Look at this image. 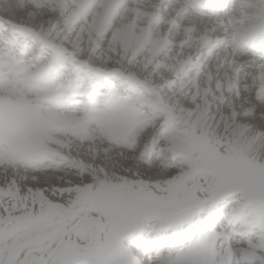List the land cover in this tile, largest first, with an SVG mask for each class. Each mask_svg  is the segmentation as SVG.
I'll return each instance as SVG.
<instances>
[{"label": "snow or ice", "instance_id": "6c2138e0", "mask_svg": "<svg viewBox=\"0 0 264 264\" xmlns=\"http://www.w3.org/2000/svg\"><path fill=\"white\" fill-rule=\"evenodd\" d=\"M220 6L0 0V264H264V0Z\"/></svg>", "mask_w": 264, "mask_h": 264}, {"label": "rangeland", "instance_id": "374dc122", "mask_svg": "<svg viewBox=\"0 0 264 264\" xmlns=\"http://www.w3.org/2000/svg\"><path fill=\"white\" fill-rule=\"evenodd\" d=\"M223 1V0H222ZM222 1H219V2H221V4L223 3ZM225 2L226 1H229L230 2V0H224ZM226 3H228V2H226ZM220 4V3H219ZM224 4H222V6H223ZM221 6V7H222ZM220 8V7H219ZM219 8H217V9H219ZM125 40H128L129 39V36L126 34V35H124V37H123Z\"/></svg>", "mask_w": 264, "mask_h": 264}, {"label": "bare ground", "instance_id": "6f19581e", "mask_svg": "<svg viewBox=\"0 0 264 264\" xmlns=\"http://www.w3.org/2000/svg\"><path fill=\"white\" fill-rule=\"evenodd\" d=\"M216 2H217V3H220V2H219V0H216ZM222 2H223L222 4H224V5H226V4H229V3H230L229 1H226V2H228V3H226L224 0H223ZM222 4L220 3V5H222ZM216 11H217V10H216ZM124 35H126V34H124Z\"/></svg>", "mask_w": 264, "mask_h": 264}]
</instances>
